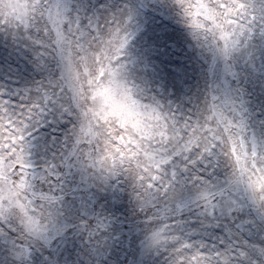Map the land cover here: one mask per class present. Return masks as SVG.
<instances>
[{"label": "snow or ice", "instance_id": "6c2138e0", "mask_svg": "<svg viewBox=\"0 0 264 264\" xmlns=\"http://www.w3.org/2000/svg\"><path fill=\"white\" fill-rule=\"evenodd\" d=\"M147 6L0 0V264H264V4L172 0L186 98L129 54Z\"/></svg>", "mask_w": 264, "mask_h": 264}, {"label": "rangeland", "instance_id": "374dc122", "mask_svg": "<svg viewBox=\"0 0 264 264\" xmlns=\"http://www.w3.org/2000/svg\"><path fill=\"white\" fill-rule=\"evenodd\" d=\"M130 4H146L140 8L139 31L136 33L129 54L152 76H165L172 84L179 86L180 95L186 98L191 88L199 81L202 68L199 50L194 48V42L186 27L179 22L172 0H128ZM264 0H257V9ZM2 47V45H0ZM2 54V53H0ZM18 59V58H17ZM162 61L164 63H162ZM24 72H31L30 68L21 63ZM165 67L167 71H164ZM157 69L160 72L157 73ZM15 71V68L12 69ZM171 72L172 77H167ZM4 75L0 68V77ZM35 76V72H31ZM10 81H17V77H9ZM175 93V87L169 88Z\"/></svg>", "mask_w": 264, "mask_h": 264}]
</instances>
